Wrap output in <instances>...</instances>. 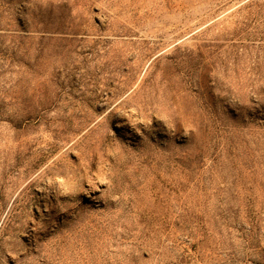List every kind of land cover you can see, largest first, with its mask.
Wrapping results in <instances>:
<instances>
[{
  "label": "rangeland",
  "instance_id": "rangeland-1",
  "mask_svg": "<svg viewBox=\"0 0 264 264\" xmlns=\"http://www.w3.org/2000/svg\"><path fill=\"white\" fill-rule=\"evenodd\" d=\"M0 264H264V0H0Z\"/></svg>",
  "mask_w": 264,
  "mask_h": 264
}]
</instances>
